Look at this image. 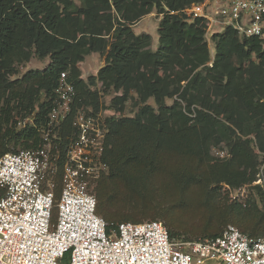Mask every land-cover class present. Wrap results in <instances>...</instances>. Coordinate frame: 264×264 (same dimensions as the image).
Returning <instances> with one entry per match:
<instances>
[{
	"label": "trees",
	"instance_id": "1",
	"mask_svg": "<svg viewBox=\"0 0 264 264\" xmlns=\"http://www.w3.org/2000/svg\"><path fill=\"white\" fill-rule=\"evenodd\" d=\"M78 1L0 0V155L45 145L42 129L65 72L76 95L52 140V154L59 156L56 200L78 134L77 111L105 108L114 111L105 117L103 160L109 169L96 193L108 231L123 221L160 220L171 238H216L230 224L251 238L263 237L262 43L229 27L213 36L212 57L205 19L189 21L183 12L198 0ZM155 10L162 18L153 50L152 35L136 33L133 25ZM92 53L106 61L85 79L79 63ZM33 58L49 63L13 77ZM97 82L104 93L116 94L111 104L103 105L100 90L92 89ZM129 99L138 110L124 116ZM35 111L31 124L17 127ZM214 148H226L228 156L217 158ZM259 178L263 184H254ZM221 183L247 185L251 202L219 198ZM57 215L55 206L52 222Z\"/></svg>",
	"mask_w": 264,
	"mask_h": 264
},
{
	"label": "built area",
	"instance_id": "2",
	"mask_svg": "<svg viewBox=\"0 0 264 264\" xmlns=\"http://www.w3.org/2000/svg\"><path fill=\"white\" fill-rule=\"evenodd\" d=\"M183 12L189 21L205 19L209 43L231 27L240 38H256L264 46V0H198ZM55 92L44 133H57L72 110L76 90L65 72ZM93 122L76 113L78 134L63 164L57 200L58 165L50 133L38 149L0 155V264H264V236L251 238L233 224L205 240L171 238L159 220L123 221L108 231L97 213L96 193L109 169L103 160L108 128ZM219 188L228 191L224 198L247 206V185L234 189L221 183ZM55 206L58 215L52 222Z\"/></svg>",
	"mask_w": 264,
	"mask_h": 264
},
{
	"label": "rangeland",
	"instance_id": "3",
	"mask_svg": "<svg viewBox=\"0 0 264 264\" xmlns=\"http://www.w3.org/2000/svg\"><path fill=\"white\" fill-rule=\"evenodd\" d=\"M77 3H79L78 0H77ZM161 18H162V16L159 15L155 10L153 13L142 17L139 21H137L133 25V29L136 33L139 34V33L146 32V33H149L152 35V38H153L152 49L153 50H155L159 44V26L158 25H159ZM209 46H210L212 57H213V55L215 53V43L210 42ZM105 59H106V55H104V54L102 55L100 53H92L90 55H87L86 58L82 62L79 63V65L82 69V77L85 79H88L90 76L97 75L99 69L105 64V61H106ZM48 63H49V58H46L44 60H40L38 58H33L30 62L20 66L19 67L20 72L13 77L21 76L23 73H25L26 71L31 70V69H43L48 65ZM92 89L100 90L101 95H102L101 102L105 106L111 104L112 98L114 97V95H116L114 92L104 93V91L102 90V85L100 82H97L95 85H93ZM133 94H135V93H133ZM136 97H137V95L135 94V98ZM43 98H44V96H43ZM134 101H135V99H129L126 102V108L123 111L122 115L130 116V115H134L137 112L138 107L134 105ZM172 101H173L172 99H167V102L169 104L172 103ZM148 103L157 107L155 100L153 98H150L148 100ZM78 112L81 114L83 113L86 118L91 117L94 120L93 123L95 124L96 128H106L105 117L108 115L114 114V111L109 110V109H105V108H102L96 114H92L91 113V107H89L88 110L79 109ZM35 113H36V111L33 113L32 116L24 119L23 121H21L19 119L20 121L18 122L17 127L21 128V127H24L25 124H31L33 122V117H34ZM44 131H45L44 136H47L46 135L47 133L51 134L49 136H51V137L53 136V138L51 140L56 138V136L58 135V133H56V132L55 133L48 132L47 129H44ZM212 152H213V155H215L219 159L224 158L225 156H228V152H227L226 148H214ZM56 158H57V160L59 158V156L57 154H56ZM56 164H57V162H56ZM57 168H58V166H57ZM218 188H219V185H218ZM249 191H250V189H249ZM244 192L245 191H243V193ZM227 194H228V191L226 192L225 188H223V189L219 188V190H218L219 198L223 199L225 197V195H227ZM249 202H251L250 196L247 198V203L249 204ZM161 222L163 223V221H161ZM163 224L165 225V223H163ZM206 264H215V261H207Z\"/></svg>",
	"mask_w": 264,
	"mask_h": 264
}]
</instances>
